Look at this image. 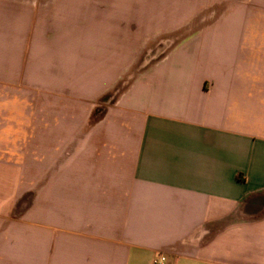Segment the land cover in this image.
<instances>
[{
	"label": "crops",
	"instance_id": "0c3cea01",
	"mask_svg": "<svg viewBox=\"0 0 264 264\" xmlns=\"http://www.w3.org/2000/svg\"><path fill=\"white\" fill-rule=\"evenodd\" d=\"M264 264V0H0V264Z\"/></svg>",
	"mask_w": 264,
	"mask_h": 264
},
{
	"label": "built area",
	"instance_id": "2783aa9c",
	"mask_svg": "<svg viewBox=\"0 0 264 264\" xmlns=\"http://www.w3.org/2000/svg\"><path fill=\"white\" fill-rule=\"evenodd\" d=\"M154 262L155 264H167V257L165 255H159Z\"/></svg>",
	"mask_w": 264,
	"mask_h": 264
}]
</instances>
